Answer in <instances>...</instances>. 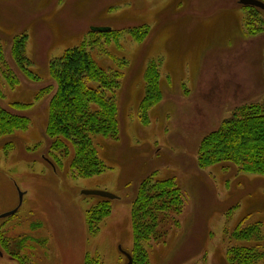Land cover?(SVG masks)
<instances>
[{
  "label": "rangeland",
  "instance_id": "1",
  "mask_svg": "<svg viewBox=\"0 0 264 264\" xmlns=\"http://www.w3.org/2000/svg\"><path fill=\"white\" fill-rule=\"evenodd\" d=\"M249 11L235 0H0V48L18 79H0V107L29 119L26 130L0 139V212L21 195L19 214L40 226L41 254L50 264H83L86 257L127 264L134 245L131 205L152 173L174 179L183 210L163 243L143 244L148 264H228L231 248L248 246L230 235L253 224L261 229L256 248L264 254V177L232 165L197 166L204 137L238 107L264 102V12ZM253 15L263 22L261 32L248 37L246 19ZM130 30L139 31L141 41L134 42ZM104 31L121 36L106 45ZM21 37L36 80L12 62L11 45ZM89 40L99 44L90 51L97 65L120 73L119 139L92 138L105 171L80 179L71 176L69 159L57 155L60 165L51 156L44 134L50 96L36 97L55 85L50 62ZM152 63L149 77L158 72L160 98L143 122V75ZM11 104L28 109L13 112ZM85 192L117 198L106 199L108 215L96 233L86 215L103 203Z\"/></svg>",
  "mask_w": 264,
  "mask_h": 264
},
{
  "label": "trees",
  "instance_id": "2",
  "mask_svg": "<svg viewBox=\"0 0 264 264\" xmlns=\"http://www.w3.org/2000/svg\"><path fill=\"white\" fill-rule=\"evenodd\" d=\"M247 9L255 15L261 12L254 8ZM255 15L246 19L248 37L261 32L260 25L263 22L256 20ZM100 34L105 36L106 45L121 36L117 31H104ZM126 34L134 42L142 39L139 31L130 30ZM97 46L99 44L95 41L83 42L80 46L65 51L60 59L50 62L49 76L55 85L42 88L36 97L38 100L44 95L50 96L44 134L51 143V156L60 165L57 155L69 159L71 176L80 179L93 178L105 171V165L97 155L92 138L101 137L113 141L119 139L115 93L120 88V73L109 72L97 65L90 54ZM11 59L22 74L37 79L28 71L31 63L25 56V41L22 37L11 45ZM121 63L123 65L124 61ZM154 63L150 66L148 64L143 75L145 95L139 107L143 122H147L145 115L151 103L160 98L158 72L149 77L155 71ZM1 78L9 84L18 82L15 74L6 65L0 48ZM9 109L13 112H25L28 106L11 104ZM28 123L27 117L14 115L0 107V139L16 131L26 130ZM216 165H232L237 168L238 173L264 177V102L238 107L216 130L202 139L197 154L198 168L204 170ZM152 177L153 173L141 180L131 205L134 245L129 256L132 264H148L147 251L143 244L149 242L150 246L153 243H163L168 230L178 227V218L183 210L181 192L174 179L157 180ZM97 198L103 204L86 213L88 229L94 233L109 210L106 206L108 201ZM260 233L258 224L246 226L237 233L234 231L230 238L233 237L236 242L243 241L248 246L231 248L227 257L228 264H258L264 257L256 248L262 238ZM83 264L102 263L96 258L86 257Z\"/></svg>",
  "mask_w": 264,
  "mask_h": 264
},
{
  "label": "flooded vegetation",
  "instance_id": "3",
  "mask_svg": "<svg viewBox=\"0 0 264 264\" xmlns=\"http://www.w3.org/2000/svg\"><path fill=\"white\" fill-rule=\"evenodd\" d=\"M19 206L18 202L15 207L0 212V264H50L41 254L45 241L41 240L40 226L27 224L19 214ZM13 211V215L2 218Z\"/></svg>",
  "mask_w": 264,
  "mask_h": 264
},
{
  "label": "water",
  "instance_id": "4",
  "mask_svg": "<svg viewBox=\"0 0 264 264\" xmlns=\"http://www.w3.org/2000/svg\"><path fill=\"white\" fill-rule=\"evenodd\" d=\"M237 2L242 7L254 8V9H257L261 12H264V4L261 2H258L256 0H237ZM83 194L86 196L100 197V198L107 199L110 201L117 199L115 196H113L109 193H105V192H85ZM21 202H22V197L20 195L19 196V203L21 204ZM14 213H15V211L8 213L6 215H3L2 218L9 217V216L13 215ZM127 264H132V259L129 255L127 256Z\"/></svg>",
  "mask_w": 264,
  "mask_h": 264
}]
</instances>
